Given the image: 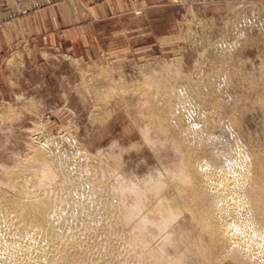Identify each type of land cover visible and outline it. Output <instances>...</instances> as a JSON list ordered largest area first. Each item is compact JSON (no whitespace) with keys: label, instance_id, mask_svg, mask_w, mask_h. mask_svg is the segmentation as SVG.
Returning <instances> with one entry per match:
<instances>
[{"label":"bare ground","instance_id":"bare-ground-1","mask_svg":"<svg viewBox=\"0 0 264 264\" xmlns=\"http://www.w3.org/2000/svg\"><path fill=\"white\" fill-rule=\"evenodd\" d=\"M195 62L194 72L175 67L147 81L141 104L131 109L158 163H138L140 174L81 149L79 156L56 148L52 154L54 139L43 133L30 134L15 161L11 150H1L7 165L0 164V264H264V66L248 86L251 105L244 98L263 125L253 133L242 124L246 110L237 112L242 125L235 121L242 95L232 93L224 67L202 76ZM136 216L128 234L116 231Z\"/></svg>","mask_w":264,"mask_h":264},{"label":"rangeland","instance_id":"rangeland-1","mask_svg":"<svg viewBox=\"0 0 264 264\" xmlns=\"http://www.w3.org/2000/svg\"><path fill=\"white\" fill-rule=\"evenodd\" d=\"M263 10L264 0H0V27L12 30L0 32V152L11 150L15 161L24 153L20 146L27 144L30 134L43 133L47 140L54 139L48 145L51 153L56 148L67 157L79 156L81 149L87 155L104 157L108 166L117 159L121 170L131 166L140 174L147 159L150 165L158 163L136 131L137 121L134 122L131 109H138L141 104L147 81L153 82L165 69L190 72L193 67L195 71V61L202 63V76L224 67L222 71L234 87L230 86L229 93L233 89L232 93L242 95L235 121H241L237 112L246 110L248 121L244 118L242 124L251 132L260 133L263 125L247 101L252 97L248 86L264 66ZM29 23L31 31L25 28ZM6 160L0 164L7 165ZM138 163L144 167H138ZM86 185L87 188L90 184ZM86 188V196L93 193ZM116 197L112 194L110 200L115 202ZM138 217L124 223L126 226H118L116 231L128 234Z\"/></svg>","mask_w":264,"mask_h":264},{"label":"crops","instance_id":"crops-1","mask_svg":"<svg viewBox=\"0 0 264 264\" xmlns=\"http://www.w3.org/2000/svg\"><path fill=\"white\" fill-rule=\"evenodd\" d=\"M30 1H31V0H30ZM25 28H27L28 30L31 31L32 26H31V24L29 23L28 26L26 25ZM1 31H4V32H10V31H12V30H11V27H4V26H1V27H0V32H1Z\"/></svg>","mask_w":264,"mask_h":264}]
</instances>
